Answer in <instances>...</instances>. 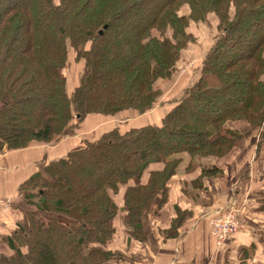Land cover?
I'll use <instances>...</instances> for the list:
<instances>
[{
  "label": "trees",
  "instance_id": "1",
  "mask_svg": "<svg viewBox=\"0 0 264 264\" xmlns=\"http://www.w3.org/2000/svg\"><path fill=\"white\" fill-rule=\"evenodd\" d=\"M191 24L215 34L182 96L159 124L84 139L26 178L0 264L118 258L117 221L139 239L183 161L200 189L243 139L264 142V0H0V154L56 142L88 114L163 104ZM69 58L82 66L70 86Z\"/></svg>",
  "mask_w": 264,
  "mask_h": 264
},
{
  "label": "crops",
  "instance_id": "2",
  "mask_svg": "<svg viewBox=\"0 0 264 264\" xmlns=\"http://www.w3.org/2000/svg\"><path fill=\"white\" fill-rule=\"evenodd\" d=\"M183 58L184 63L189 60L188 64L163 90L164 103L155 105L152 110L143 114L131 109L107 116L88 114L79 123L74 120L68 134L56 142L0 154V196L9 198L8 208L0 205V231L4 223L6 227H13L19 216L13 207L20 196L18 186L45 163L62 158L79 147L84 139L98 137L112 128L159 124L165 111L184 92L182 89L175 94L176 88L185 81L186 87L190 84L188 75L192 73L195 59ZM257 141V136L252 134L229 156L216 161L222 175L204 178L200 189L193 188L191 183L199 169L185 171L183 161L167 183L166 200L155 214L145 219L139 239L130 236V229L117 221L108 246L120 254L103 264H264V209L261 208L264 205V142L257 147ZM161 167L155 163L149 169L160 170ZM146 174L142 175L141 182L145 181ZM231 204L239 212L241 227L217 247L210 235L209 218Z\"/></svg>",
  "mask_w": 264,
  "mask_h": 264
},
{
  "label": "rangeland",
  "instance_id": "3",
  "mask_svg": "<svg viewBox=\"0 0 264 264\" xmlns=\"http://www.w3.org/2000/svg\"><path fill=\"white\" fill-rule=\"evenodd\" d=\"M132 22H134V21H132ZM132 22L130 20V21L124 23L125 27H127L126 29H128L129 24H131ZM188 31L191 32L194 35V37L196 38V42L194 44H192L193 46H191V44H190L189 49H186L185 51L182 52V58L188 56V57H192V58L195 59L192 62V66H191L192 73H189V75H188V76H190L192 78L196 74V71H197L196 68L198 67L199 60H201V58L203 57V54H202L203 52L202 51L206 48L207 44H208V46H207L206 49H208L209 46L212 43L211 37H212L213 34H215V30H213V27H211V25L206 27L205 24H200L199 26H194L193 24H191L190 29ZM196 44H197V46L194 47ZM188 61H187V63H184V62L181 61L179 63V65H177V73L180 72L182 70V68L186 64H188ZM69 62H70V64L65 69V74L68 77V80L70 82L69 86H70L72 84V82L74 83V80H75V82L78 80L80 72H81V69H82V66H81V64H75L73 62L72 58H69ZM177 73H175V75L173 76L174 79L177 76ZM160 83H161L162 86L160 85ZM172 84H173V82H172ZM185 84H186V81H185L184 84L179 85L176 88L175 94H177V92H181L182 89L184 90V88L186 87ZM170 85H171V83L168 82L167 80L160 81L158 83V86L160 88H162V87L165 88L166 86L168 87ZM121 129H124V128L122 127ZM44 165H46V163ZM238 214H239V212L237 213V219L239 221ZM239 224H240V222H239ZM240 227H241V224H240ZM12 229H13V227H11V228L6 227L5 223H4L3 227L1 226V231H0V254H3V255H10L11 254V250H9V248L4 243V240L2 239V236L5 235V234H8L10 231H12ZM228 237L226 239H228Z\"/></svg>",
  "mask_w": 264,
  "mask_h": 264
},
{
  "label": "built area",
  "instance_id": "4",
  "mask_svg": "<svg viewBox=\"0 0 264 264\" xmlns=\"http://www.w3.org/2000/svg\"><path fill=\"white\" fill-rule=\"evenodd\" d=\"M0 205L8 208L9 198L0 196ZM237 209L231 204L217 210L216 215L209 218L210 235L216 246L224 243L225 239L238 231L240 224L237 219Z\"/></svg>",
  "mask_w": 264,
  "mask_h": 264
}]
</instances>
